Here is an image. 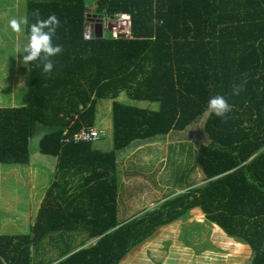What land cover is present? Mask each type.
I'll use <instances>...</instances> for the list:
<instances>
[{"label":"trees","instance_id":"obj_1","mask_svg":"<svg viewBox=\"0 0 264 264\" xmlns=\"http://www.w3.org/2000/svg\"><path fill=\"white\" fill-rule=\"evenodd\" d=\"M91 6L98 15L128 14L133 39L85 41ZM35 9L60 19L54 41L63 52L52 57L51 73L26 65L25 104L0 108V164L31 161L37 125L49 128L39 151L57 164L31 232L0 235V264H32L49 235L78 231L96 241L50 264H120L194 209L248 248L243 264H264V0H31L30 24ZM24 34L27 43L28 26ZM234 84L244 85L239 95ZM121 93L159 108L116 103ZM215 95L233 106L226 122L206 111ZM101 100L112 102L113 148L62 144L65 134L94 127ZM205 114L208 143L194 159L203 184L119 223L117 151L184 131Z\"/></svg>","mask_w":264,"mask_h":264},{"label":"rangeland","instance_id":"obj_2","mask_svg":"<svg viewBox=\"0 0 264 264\" xmlns=\"http://www.w3.org/2000/svg\"><path fill=\"white\" fill-rule=\"evenodd\" d=\"M27 1L31 0H0V108L19 107L26 102L27 69L23 64L26 53H17V47L26 44L24 30L21 33L12 31L10 20L25 17ZM51 1V0H36ZM92 4V3H90ZM92 8V6H91ZM25 26H23L24 28ZM116 103L138 108L158 109L159 104L148 101H134L121 93ZM111 105L108 100L97 102L96 121L94 127L103 129L105 135L92 141L94 149L108 151L113 148ZM207 114L192 123L187 129L169 133L166 139L137 141L117 151V219L119 222L133 218L158 206L166 197H172L188 189L203 184V176L195 164V154L200 144H207L208 139L203 131V124ZM49 128L37 125L35 134L29 139V163L25 165L0 164V223L10 221L6 226L0 225V235H19L31 232L32 219L29 211L35 207L36 196L39 191L32 193V180L29 171L33 169L41 172L37 187L43 190L47 171L54 165V157L43 155L39 151V141ZM141 144V145H140ZM19 173V174H17ZM7 205V206H6ZM199 212V213H194ZM194 219L195 221H188ZM197 220H201L197 222ZM211 225L203 219L199 209H194L183 218L169 226L167 232L160 239L156 231L152 238L137 249L129 252L132 256L130 264H160L164 259L168 262L189 263V250L180 243L183 233L189 237L185 240L193 251L199 253L209 244ZM60 239L51 234L40 242L33 252L32 264H50L60 255L73 253L83 247L93 244L81 231L60 233ZM185 244V243H184ZM215 248V245H213ZM217 249V248H216ZM222 253L227 250L217 249ZM229 253V252H228ZM231 254L214 258L220 263ZM247 258H238L234 264H243ZM127 260V258H125ZM159 260L160 263H159ZM213 261L210 255L199 258V264H209ZM185 262V263H184ZM193 259L190 264H196ZM208 262V263H207Z\"/></svg>","mask_w":264,"mask_h":264},{"label":"clouds","instance_id":"obj_3","mask_svg":"<svg viewBox=\"0 0 264 264\" xmlns=\"http://www.w3.org/2000/svg\"><path fill=\"white\" fill-rule=\"evenodd\" d=\"M31 15L35 17V22L31 24L27 17L13 18L9 22L12 31L16 33L23 32V26H28V42L23 47L18 46L16 54L26 53L22 60L24 65L35 64L36 67L42 68L44 73H51L55 67L52 57L63 52V46L54 41L57 29L61 27V21L55 14L42 19L39 9L33 10ZM151 23L156 25L157 23L162 24L163 21L153 19ZM243 87V84H234L232 95H239ZM232 110L233 106L223 95L211 97L206 109L209 114L215 115L223 122L227 121L228 114Z\"/></svg>","mask_w":264,"mask_h":264},{"label":"crops","instance_id":"obj_4","mask_svg":"<svg viewBox=\"0 0 264 264\" xmlns=\"http://www.w3.org/2000/svg\"><path fill=\"white\" fill-rule=\"evenodd\" d=\"M151 104L154 105L153 103H151ZM142 109H147V108H142ZM151 110H158V109H151ZM166 137H157V138H153V139H150V140H158V139L159 140H163V139H166ZM150 140H147L145 142H148ZM116 162H117V159H116ZM56 164H57V159L54 158V163L51 164V165H54L53 166V169L51 171L44 170L46 172V176L44 178L45 181L43 182L42 179H41V183L42 184L44 183L43 184V190H42L41 187H40V190H38V187L36 186L37 185V182H40V181H38V179H40L41 176H42L41 175V172L39 170L33 169L32 171H29V173H28L33 178L32 182H31V184H32V189L31 190H32L33 195H35V193H34L35 191H39L38 195L36 196L35 207H34L33 211H29V217H31V219H32V225H34V223L36 221V218H37V215H38V211H39V209L41 207V204L43 202V199L45 197V194H46L47 190L49 189V187L51 186V184H52V182L54 180V172H55ZM17 174H19V173H17ZM76 184L77 183L75 182L73 186H75ZM117 197H118V191H117ZM116 205H117V198H116ZM192 211H194V210H192ZM192 211H190L189 213H191ZM116 212H117V206H116ZM194 213H199V212H194ZM202 217L204 219V216L203 215H202ZM128 220L119 222L118 219H117V221L119 223H124V222H126ZM188 221H191L192 222V221H195V220L192 219V220H188ZM199 221H201V220H197V222H199ZM8 223H12V222L7 221L6 223L5 222L0 223V225L2 227H4ZM169 226H171V225H168L166 227L160 228V231L161 232L157 235V238L160 239L161 236H164L163 234H164L165 231L167 232V230L169 229ZM210 230H211V233H210V236H209V240L213 244L210 243L209 244V247L205 248L204 250L200 251L199 253H196L195 251H193V246H191L185 240L186 237H189L188 234L187 233L186 234L183 233L184 236H182V241L185 244L184 243H180V244H181V246L184 249H187L190 252V254H187L190 258H189V260H186V262H189V263H185L184 262L185 264H190L193 259H196L197 260L196 264H199L200 263L199 262V258L201 256H203V255H210L211 256V259H213V261L211 260V262H209V264H234V263H236V261L238 260V258H243L244 259V257H245V258L248 259V257H249V250H248V248L245 245L238 244V243L234 242L232 239L228 238L222 232V230L219 229L216 225H211ZM57 234L58 235H56L55 237L58 238V239H60L62 237V235L60 233H57ZM92 240H95L96 241V239H92ZM213 245H215V248H213ZM216 248L217 249H223V250L226 249L227 250V253H222L220 251H216L217 250ZM60 254H59V257H60ZM229 254H231L230 258H225V260H223L220 263L219 262L217 263L216 262V259H214V258H218L219 259L221 257V255H225V257H226ZM59 257H57L55 259V261H53L52 263L56 262V260ZM131 257L132 256H130L128 254L125 257V258H127V260H125V259L122 260L120 264H130ZM160 261L161 260H159V263H160ZM160 264H170V262H168V259H166V260L164 259ZM172 264H180V263H178V262H172ZM181 264H183V263L181 262Z\"/></svg>","mask_w":264,"mask_h":264},{"label":"built area","instance_id":"obj_5","mask_svg":"<svg viewBox=\"0 0 264 264\" xmlns=\"http://www.w3.org/2000/svg\"><path fill=\"white\" fill-rule=\"evenodd\" d=\"M94 7L86 13V21L83 27V39L85 41L97 38H108L111 40H132L131 20L126 13L103 14L94 13ZM105 135L103 129L81 128L78 132L65 134L61 139L62 144H79L98 140Z\"/></svg>","mask_w":264,"mask_h":264},{"label":"water","instance_id":"obj_6","mask_svg":"<svg viewBox=\"0 0 264 264\" xmlns=\"http://www.w3.org/2000/svg\"><path fill=\"white\" fill-rule=\"evenodd\" d=\"M96 37L99 38V35L97 34Z\"/></svg>","mask_w":264,"mask_h":264}]
</instances>
